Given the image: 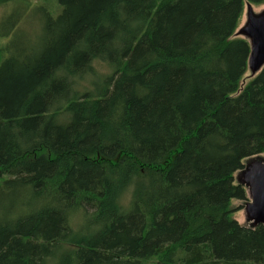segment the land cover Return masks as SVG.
<instances>
[{
    "label": "trees",
    "instance_id": "trees-1",
    "mask_svg": "<svg viewBox=\"0 0 264 264\" xmlns=\"http://www.w3.org/2000/svg\"><path fill=\"white\" fill-rule=\"evenodd\" d=\"M58 4L37 51L0 32V264H264L233 218L264 154V67L234 34L264 0Z\"/></svg>",
    "mask_w": 264,
    "mask_h": 264
},
{
    "label": "rangeland",
    "instance_id": "rangeland-1",
    "mask_svg": "<svg viewBox=\"0 0 264 264\" xmlns=\"http://www.w3.org/2000/svg\"><path fill=\"white\" fill-rule=\"evenodd\" d=\"M28 1V6L21 5L18 3H6L0 4V32L5 30H11L12 32L4 38L1 39L3 45H8L12 52L15 54L23 49H30L31 51H37L41 48V28L43 18L46 13H51V11L59 10L60 6L58 0H25ZM23 4V3H22ZM27 8L26 12L24 11ZM247 7L244 6L242 16L239 20L238 27L236 31H239L246 22L247 17ZM254 14L260 13L264 10V5L261 6H250ZM56 14L53 13V16ZM11 16V17H10ZM17 20L19 22H17ZM17 22V23H16ZM2 37V35H0ZM96 72L101 74L109 73L108 69L103 65L96 66ZM89 83V82H88ZM88 83L84 80L81 82V87L88 88ZM253 159L264 160V154L259 155L254 158H250L245 161V165ZM241 171L237 172L235 175L236 183L240 184ZM246 190V188H245ZM247 201H233V206L235 208L233 218L240 225H250L246 214L245 205L250 202V199L246 190ZM79 225L85 226L86 222L81 218L79 220Z\"/></svg>",
    "mask_w": 264,
    "mask_h": 264
},
{
    "label": "water",
    "instance_id": "water-1",
    "mask_svg": "<svg viewBox=\"0 0 264 264\" xmlns=\"http://www.w3.org/2000/svg\"><path fill=\"white\" fill-rule=\"evenodd\" d=\"M246 22L235 37L245 39L250 47L248 56L249 78H253L264 67V10L254 14L247 7ZM240 184L246 188L250 202L245 205V214L250 227H264V160L253 159L244 164Z\"/></svg>",
    "mask_w": 264,
    "mask_h": 264
}]
</instances>
